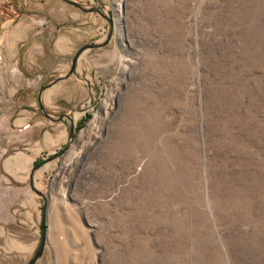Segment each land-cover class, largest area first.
<instances>
[{"label":"rangeland","instance_id":"obj_1","mask_svg":"<svg viewBox=\"0 0 264 264\" xmlns=\"http://www.w3.org/2000/svg\"><path fill=\"white\" fill-rule=\"evenodd\" d=\"M12 1L0 0V23L16 16ZM51 1L80 16L46 34L44 84L108 30L98 12ZM100 1L115 25L107 44L79 57L91 97L71 75L79 104L41 99L53 116L73 111L76 136L34 173L48 195L36 264H264V0ZM57 33L76 36L70 54L55 56ZM37 71L23 77L34 103L18 93L15 112L53 125ZM7 97L0 88V111ZM31 191L32 215L18 205L15 230L0 237V264H26L37 245L42 198Z\"/></svg>","mask_w":264,"mask_h":264},{"label":"crops","instance_id":"obj_2","mask_svg":"<svg viewBox=\"0 0 264 264\" xmlns=\"http://www.w3.org/2000/svg\"><path fill=\"white\" fill-rule=\"evenodd\" d=\"M48 1L45 0V5L42 1L34 0L38 15L24 13L15 19L6 34L0 32V88L8 96L5 102L6 109L0 111V237L5 236L7 231L15 230V226L14 228L11 226L18 212V205L26 206V217L32 215V211L27 210L28 206L33 208L35 201L29 185L30 169L39 154L52 152L64 143L67 136L65 119L53 121L51 125L50 121L32 119V112L28 110H24L19 115L15 112L17 105L22 103L18 100V93L26 94L25 104L31 106L34 103L35 84L33 81L24 82L23 77L30 76L35 70H39L36 74L44 76L43 69L51 64L47 59L42 58L43 50L48 45L46 34L49 35L57 28L55 23H59V20L68 17L77 19L80 16L77 10H68L64 5H55L52 1ZM65 10L68 11L69 16L64 14ZM43 16L50 22L40 24ZM7 24L8 22H1L0 30H4ZM58 35L57 33L53 41L55 56L59 52L70 54L76 36L69 33L63 38ZM79 63L80 59L78 65ZM8 64L10 70L6 71ZM70 77L60 79L42 91L41 99L45 105H59L67 109L79 104L80 101H77L75 96L77 85L68 83ZM19 125L24 127L19 128ZM38 127L40 130L35 138L33 133ZM18 141H23V144L19 146ZM46 167L47 165L42 171ZM28 211H30L29 215Z\"/></svg>","mask_w":264,"mask_h":264},{"label":"water","instance_id":"obj_3","mask_svg":"<svg viewBox=\"0 0 264 264\" xmlns=\"http://www.w3.org/2000/svg\"><path fill=\"white\" fill-rule=\"evenodd\" d=\"M71 3L79 6L80 8L84 9V10H88V11H96L98 12L100 15H102L103 17L106 18L107 23H108V30H107V34L106 36L102 39V40H98V41H90V42H85L83 43L74 53V55L71 57V62H70V66L67 70V72L63 75H60L56 78H54L53 80H51L48 83L42 84L39 88V92H38V101H39V107L42 110L43 114L45 116H47L48 118L52 119V120H61V119H67L68 120V126H67V136H66V140L64 141V143L55 151L51 152L48 156L44 157L43 159L35 162L29 172V183L31 186V189L37 193L38 195L41 196L42 200H41V216H40V222H39V227H40V234H39V238H38V242L37 245L32 253V255L29 257V259L27 260L26 264H36L37 260L41 257L43 251H44V247L47 241V221H46V210H47V205H48V195L41 189H39L38 187L35 186L34 183V173L35 171L42 166L43 164H45L46 162L52 160V159H57L59 158L64 152L65 150L71 145V143L73 142L75 136H76V124H75V114L73 113V111H71V113H67V112H61L59 113L57 116H53L50 113L46 112L44 110V105L41 102V93L42 90L48 86H50L51 84H53L54 82H56L59 79H63L66 78L70 75H75L76 77H80L86 80V82L88 83L87 88L89 90L90 93V97H91V88L89 85V80L84 77L81 76L78 71H77V61L79 59V57L82 55V53L89 48H93V47H98V46H103L105 44H107L112 36H113V30H114V25H115V20H114V16L112 14L111 11H105L102 7H98V6H91L88 8H84L82 6L81 3L74 1V0H68ZM82 109H85L80 107V108H76V112L77 111H81Z\"/></svg>","mask_w":264,"mask_h":264},{"label":"flooded vegetation","instance_id":"obj_4","mask_svg":"<svg viewBox=\"0 0 264 264\" xmlns=\"http://www.w3.org/2000/svg\"><path fill=\"white\" fill-rule=\"evenodd\" d=\"M38 1H42L43 3L45 2V0H38ZM62 1H64L65 3L72 4V6H75V7L79 8V9H81L84 12H96V11L84 10V9L80 8L79 6L71 3L68 0H62ZM74 1H77V2L81 3L84 8H88V7H91V6H94V5L103 8V5H102L100 0H74ZM12 4H13L12 5V7H13L12 9L14 11H16V9H18V11L16 12V16L14 18H12L11 21L8 22V24L6 25L4 31L2 30L4 34H6L9 31V28L13 25L15 19L18 18V16H21L24 13H27V14H33L34 13L35 15H38V10H36V7L34 6V0H20V3H18V0H14V2L12 1ZM14 4H15V6H14ZM44 4L46 5V3H44ZM105 10L112 12L111 8H108V9H105ZM46 22H48V18L43 16V18L41 19L40 24H45ZM77 65H78V61H77ZM36 75H38V77H39L38 80H37V83H39L38 87L40 88V86L42 84H44L43 82L40 81L42 76L40 74H36ZM37 98H38V96H37Z\"/></svg>","mask_w":264,"mask_h":264},{"label":"trees","instance_id":"obj_5","mask_svg":"<svg viewBox=\"0 0 264 264\" xmlns=\"http://www.w3.org/2000/svg\"><path fill=\"white\" fill-rule=\"evenodd\" d=\"M39 160H40V159H39ZM39 160L36 159L35 162H37V161H39Z\"/></svg>","mask_w":264,"mask_h":264}]
</instances>
